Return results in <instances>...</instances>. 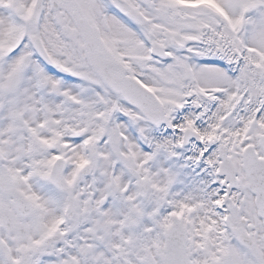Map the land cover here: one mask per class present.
I'll return each mask as SVG.
<instances>
[{
    "label": "snow or ice",
    "instance_id": "1",
    "mask_svg": "<svg viewBox=\"0 0 264 264\" xmlns=\"http://www.w3.org/2000/svg\"><path fill=\"white\" fill-rule=\"evenodd\" d=\"M0 264H264V0H0Z\"/></svg>",
    "mask_w": 264,
    "mask_h": 264
}]
</instances>
